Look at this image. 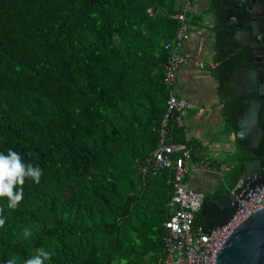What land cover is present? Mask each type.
<instances>
[{
	"label": "trees",
	"instance_id": "16d2710c",
	"mask_svg": "<svg viewBox=\"0 0 264 264\" xmlns=\"http://www.w3.org/2000/svg\"><path fill=\"white\" fill-rule=\"evenodd\" d=\"M179 1L0 0V152L11 148L43 171L40 184L26 182L17 210L0 199V264L13 254L23 264L38 248L50 254L45 264H158L172 176L168 169L142 175L138 161L157 146L168 95L165 45L175 36ZM210 12L213 76L236 133L251 95L227 87L241 57L220 0H210ZM258 124L256 156L235 139L233 188L246 162L264 167V103ZM171 141L188 146L183 128L171 131ZM213 225L195 214L193 229Z\"/></svg>",
	"mask_w": 264,
	"mask_h": 264
},
{
	"label": "built area",
	"instance_id": "2783aa9c",
	"mask_svg": "<svg viewBox=\"0 0 264 264\" xmlns=\"http://www.w3.org/2000/svg\"><path fill=\"white\" fill-rule=\"evenodd\" d=\"M190 7L191 0H181L180 10L173 16L178 26L172 41L165 45L169 55L162 65V82L168 95L165 111L157 128L158 142L149 156L138 161V170L142 175H157L168 169L172 176L173 192L168 203V220L164 223L166 235L163 239V256L158 264H214L222 246L235 229L264 208L262 184L254 186L243 199L238 200L235 214L226 224L212 227L207 232L201 227L193 229L194 216L204 204V194L193 191L188 180L191 149L184 144L173 143L170 134L173 128L185 127L183 113L193 107L192 103L175 93L177 72L188 62V57L181 53V48L190 36ZM245 179L241 176L235 189L242 187ZM234 190L231 192L234 193Z\"/></svg>",
	"mask_w": 264,
	"mask_h": 264
},
{
	"label": "crops",
	"instance_id": "0c3cea01",
	"mask_svg": "<svg viewBox=\"0 0 264 264\" xmlns=\"http://www.w3.org/2000/svg\"><path fill=\"white\" fill-rule=\"evenodd\" d=\"M177 6L180 10V4ZM189 12L190 36L181 48L188 62L177 72L175 93L193 105L183 113L185 141L192 151L188 177L190 186L193 191L211 198L215 193H230L237 186L238 182L234 188L232 186L237 137L225 123L223 100L213 76L218 62L214 49L216 19L210 12V0H191ZM227 87L231 93L240 95L238 92L245 84L241 81V85L237 86L229 81Z\"/></svg>",
	"mask_w": 264,
	"mask_h": 264
},
{
	"label": "water",
	"instance_id": "95a60500",
	"mask_svg": "<svg viewBox=\"0 0 264 264\" xmlns=\"http://www.w3.org/2000/svg\"><path fill=\"white\" fill-rule=\"evenodd\" d=\"M254 2L262 8L259 17L264 18V0H221V6L225 9V22L232 23L230 29H236L235 35L244 34L243 46L244 61L247 72L241 88L242 94L251 98L245 100L246 111L238 119L237 139L246 140L253 156L258 153V147L263 135L259 126V117L264 102V81L263 76L257 69L261 66H252L254 53L257 47L255 43H249L247 37L249 30L254 32V24L248 19L247 13L241 12L240 5ZM158 8L154 7L150 13L155 14ZM247 11V10H246ZM248 22L246 26L243 23ZM245 31V32H242ZM241 47V48H242ZM240 48V49H241ZM264 154V142L262 146ZM242 176L245 177V184L234 190V193L220 195L216 200H208L203 205L200 215L213 227H221L226 224L235 214L237 202L244 198L254 186L264 184V167L260 159H254L244 164ZM238 197V198H237ZM214 264H264V208L244 221L231 236L226 240L218 253Z\"/></svg>",
	"mask_w": 264,
	"mask_h": 264
},
{
	"label": "clouds",
	"instance_id": "9594fccd",
	"mask_svg": "<svg viewBox=\"0 0 264 264\" xmlns=\"http://www.w3.org/2000/svg\"><path fill=\"white\" fill-rule=\"evenodd\" d=\"M42 175L43 171L38 165L26 162L17 151L9 148L6 153L0 152V199L6 198L8 207L17 210L24 200L26 182L30 180L38 185ZM5 223L3 209L0 208V228H3ZM22 235L30 237L32 232L29 228H24ZM48 259L50 254L43 248H38L34 254L23 261V264H45ZM6 264H18L15 254L7 259Z\"/></svg>",
	"mask_w": 264,
	"mask_h": 264
},
{
	"label": "flooded vegetation",
	"instance_id": "af4514ba",
	"mask_svg": "<svg viewBox=\"0 0 264 264\" xmlns=\"http://www.w3.org/2000/svg\"><path fill=\"white\" fill-rule=\"evenodd\" d=\"M240 7L242 8L241 12L247 13L248 19L250 20V22L254 24L253 26L254 32L252 33V30L248 31L249 34L247 37V41L249 43H255L257 47L256 50H253L254 58H253L252 66L253 67L254 65L261 66L257 70L261 72L263 76V81H264V18L262 19V17H259L261 14L262 8L259 5L255 4L254 2L250 3V1H248L245 4L240 5ZM259 8H261V11H259ZM243 24L244 26H246L248 22L243 23ZM226 25H228L229 31L232 32V34L229 36L228 39H230L231 44L234 45V52H235L234 54L236 56L241 57L239 66L235 68L234 73L230 78V83L233 85L237 84V86H239L241 85V81H243V77L245 76L247 72L246 66L251 67V65L249 64H244V65L242 64V62L244 61L243 54H244L246 47L241 48L240 46H243V43H244L243 38H245V36L243 33L239 35H235L236 29H233V30L230 29L232 25L231 22L226 23ZM242 32H245V31L242 30ZM235 40L237 41V43H235ZM241 72H242V76L240 75Z\"/></svg>",
	"mask_w": 264,
	"mask_h": 264
}]
</instances>
